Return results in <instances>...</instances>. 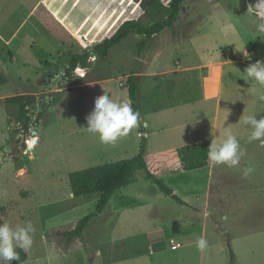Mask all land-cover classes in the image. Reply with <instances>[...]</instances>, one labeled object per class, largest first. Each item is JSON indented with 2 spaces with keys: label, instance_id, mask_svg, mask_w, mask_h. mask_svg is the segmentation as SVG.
Returning a JSON list of instances; mask_svg holds the SVG:
<instances>
[{
  "label": "rangeland",
  "instance_id": "obj_1",
  "mask_svg": "<svg viewBox=\"0 0 264 264\" xmlns=\"http://www.w3.org/2000/svg\"><path fill=\"white\" fill-rule=\"evenodd\" d=\"M171 1L0 0V78L4 79L0 85V217L13 226L31 221L35 228L22 264H104L98 250L107 251L121 238L117 253L130 249V254H123L126 259L120 264H173L175 255L197 249L186 248L179 237L176 241L183 246L171 250L176 227L185 225L181 219L194 213L147 179L145 170L137 172L134 183L116 191L104 213L90 221L81 237L68 242L56 236L59 230L74 229L100 198L99 193L72 194L71 172L132 158L144 141L149 162L155 154L207 140L203 135L213 131L219 75L205 64L225 59L223 47L233 49L240 58L251 50L264 62V33L255 30L259 20L252 7L258 0H186L175 24L153 36L142 51L141 35L130 33L108 56L94 53L97 44L128 20L150 25L166 18ZM34 26L40 31H31ZM19 27L12 47L16 61L5 62L11 58V48L5 47L1 36L8 37ZM23 38L26 44L36 42L35 53L27 45L20 47L18 41ZM86 52L93 54L90 61L67 72L71 58ZM247 67H226L223 96L231 88L233 99L259 105L264 86L247 78ZM178 68L179 73L170 72ZM132 74L139 83V126L115 143L103 144L97 134L88 132L86 117L100 95L130 102L128 77ZM17 95L35 97L27 106L30 130L17 122L19 105L7 102ZM260 108L264 113V105ZM233 123L234 135L250 134L243 120ZM257 156L264 162L263 155ZM221 165L212 186L211 210L218 222L206 224L208 247L202 263L264 264V180L259 186L262 176L255 167L245 177L237 166ZM167 174L157 177L181 194L186 180L180 172ZM224 180L227 197L214 206ZM158 229L164 230L162 238L142 234ZM199 258H192V263H199Z\"/></svg>",
  "mask_w": 264,
  "mask_h": 264
},
{
  "label": "crops",
  "instance_id": "obj_2",
  "mask_svg": "<svg viewBox=\"0 0 264 264\" xmlns=\"http://www.w3.org/2000/svg\"><path fill=\"white\" fill-rule=\"evenodd\" d=\"M21 27H19L13 34H11L8 37L1 36V38H3L2 40L4 42L5 47L11 48V50H8V52L11 53V58L10 59L7 58V60H5V62L10 61L13 63L16 61L15 59L17 58V56H16L17 54L13 50L12 47H14L13 43L15 40H17V37L20 34ZM22 29H24V26L22 27ZM31 31H40V30L38 27L34 26ZM45 42L49 43V40L46 39ZM18 43H19L20 47H24V48L27 45L30 48V50L33 52H34V48H36L35 47L36 46L35 41H33L32 44L31 43L26 44L25 38L19 40ZM38 47H40V46H38ZM224 48L225 47L220 48V49L224 53V55L226 56L225 59H222V60L217 61V62L210 61V62H208V64H205L206 66H208L210 68L217 69V73L219 75L218 76L219 86L217 88V102H216V106H215V115L213 117V122H214L213 131L208 132L207 134H204V135L202 134L203 136L207 135V140H203V139L193 140V142L188 143V144L181 146V147H178V148H182L185 146H194L195 144L201 143V142H207L210 145V143L213 139H215L217 142H220L221 140H223L225 138V133L227 131L232 132V129L235 125L233 122L238 121V120H242V119H240L242 116L256 115L257 119H260L261 116H264V113H261V108H260L261 105H264V100H260L259 105H258V103H257V105H255L254 103H256V102L251 103L250 101L241 100V99H238L237 97H235V99H233L231 88L228 89L229 95H227V97H225V98L223 96L224 74L226 71V67L228 65H234V64H241V65L250 66L251 64H254L258 61L259 54L256 53L257 56L254 58L250 54L249 50H247V51L245 50V52L248 53V56L246 57L243 54V56L240 58V57L235 56L233 49L226 47L227 51H225ZM45 51L47 52V50H45ZM193 67L194 66H191V68H193ZM179 71H180V68H178L176 70L171 69L170 72L172 74H177V73H179ZM174 88H175V86H174ZM185 91H186L185 93L187 94L188 89ZM221 119L223 120L222 121L223 129H221V131H219V125H220ZM146 124H147V122H146ZM249 135L250 134H246V136H242V137L236 136L240 143L244 142V145H241V148L243 151V156H242L243 158H241L240 163L237 166V169L239 168L243 171L247 167H251L253 169L255 167L256 173L261 174V176H262L261 180H259V177L257 180V183L260 186V185H262V181L264 180V175H262L264 172H261V169L264 168L263 167L264 162H262L260 160L261 156H257V155H263L264 156V143H261L260 141L249 142V140H248ZM167 152H171V150L167 151ZM161 153H163V152H161ZM171 168H172V166L170 165V163L165 161V163H163L159 173H164L166 175L167 173L173 174V173L180 172V174L183 176L182 179H185L186 181H185V187L183 188V190L181 189L182 192H181V194L178 195L185 202V204H181L180 202L179 203L184 208H186L188 211L194 213V215L186 216V217H184L185 219L184 218L181 219V220L186 221L185 225L183 224L184 227H183V225L182 226L180 225L181 227H176V232H175L176 236L172 237L171 239H174L176 241V239L179 237L184 238V240H185L184 245L186 248L194 247V246H196V241L201 236H203L205 238L207 222H209V221L218 222V220H217L218 218L215 216L216 215L215 212L213 210H211L212 200H213L212 186L214 185V183L216 181L215 180V173L217 171V168L221 169L222 165L221 164L214 165L212 162H210L208 160V163L205 166H203L201 168H197V169L185 170V169L179 168L176 170H172ZM256 177H257V175H256ZM230 179L232 181V178H230ZM230 183H227L229 190L233 189ZM237 186H238V184H237ZM225 187H226V180L222 181L219 184V187L217 188V190L219 191V194H217L215 196L218 198V200L217 199L214 200V206H216L217 204L222 205V203L225 201V199L227 197L224 194V191L226 190ZM171 189L175 193L177 187H171ZM202 213L205 214L203 219L200 218V215ZM195 230L197 232L200 231L201 234L195 235L194 234ZM163 233H164V230L162 232V230L160 231V229H158V230H156V232L152 231V230H147L146 232L144 231V233H142V234L143 235L145 234L148 239L149 238L151 239V238H155V236H159L162 238V236H164ZM189 234H192V235L189 236ZM133 237H136V235H134ZM119 240L121 242L124 241L123 238L116 239L115 242L111 243V248L107 249V251L102 249V248L98 250L97 257H101L102 261H105L104 264H120L122 261H124V259H126V258H122L123 257L122 255L123 254H126V255L130 254V249L126 253H124V252H122L120 254L117 253L118 249H115V248H116V245L118 246V244H120ZM176 242L180 243L181 247L183 246V244L181 242H179V241H176ZM171 250L176 251V250H180V249H172L171 248ZM105 253H106V255H105ZM204 253H205V250L200 251L198 249H195V247H194V249H185L183 252H180L178 255H175L173 257V259H172L174 261L173 264H195V262L192 263V258H194V257H196V259L198 257H200L199 258L200 262L198 261L199 263H196V264H204V263H202V261L204 259ZM137 256H138V254L134 255L133 257L136 258ZM187 256L191 257V259L189 261L187 260V258H188Z\"/></svg>",
  "mask_w": 264,
  "mask_h": 264
},
{
  "label": "trees",
  "instance_id": "obj_3",
  "mask_svg": "<svg viewBox=\"0 0 264 264\" xmlns=\"http://www.w3.org/2000/svg\"><path fill=\"white\" fill-rule=\"evenodd\" d=\"M185 1L186 0H172L167 12V17L150 25L141 24L133 19L126 21L114 35L97 44L94 47V53L99 56H108L110 49L114 45L121 43L130 33L141 35L142 38L139 43V50L142 51L153 36L175 24ZM253 49L255 50L256 48L253 47ZM250 54L254 58L257 56L256 52H252L251 50ZM92 57L93 54L90 52L73 56L67 72L75 70L78 66H85ZM41 64L44 65L43 61ZM3 82L4 79L1 77L0 85ZM138 90L139 83L137 77L132 74L128 77V93L131 106L135 111H138ZM34 100L35 97L33 96L26 98L23 95L7 98V102L19 105L20 114L17 117V122L20 123L25 130H30L31 126V116L29 115L27 106L32 104ZM208 147L209 143L201 142L194 146H185L174 149L171 152L155 154L151 161L148 162L145 157L146 141H144L139 153L132 158L71 172L69 174V182L72 194L75 196H84L99 193L100 198L95 205V209L80 219L76 223L74 229L68 231L59 230L56 236L64 237L68 242L81 237L90 221L106 210L107 205L116 191L135 182L136 174L140 170H145L146 178L154 181L166 195L173 197L181 204H185L170 187L157 177V174L161 170L163 161H167L175 169L182 168L191 170L205 166L208 163ZM17 251L20 259L19 261L13 260V262L15 264H22L27 261L28 255L25 250L17 249ZM232 255L234 256L233 251Z\"/></svg>",
  "mask_w": 264,
  "mask_h": 264
},
{
  "label": "clouds",
  "instance_id": "obj_4",
  "mask_svg": "<svg viewBox=\"0 0 264 264\" xmlns=\"http://www.w3.org/2000/svg\"><path fill=\"white\" fill-rule=\"evenodd\" d=\"M258 14L259 22L255 24V30L264 33V0H258L252 6ZM244 55L247 57L248 53ZM247 78L264 86V62L257 61L244 70ZM264 100V94L259 95ZM243 124L250 128L249 142L260 141L264 143V116L260 119L256 115L242 116ZM87 130L97 134L101 143L113 144L119 138L127 136L130 131L137 128L140 123V113L135 111L129 101H116L110 95H100L95 99L94 109L86 117ZM243 155L241 144L236 135L231 131L225 133V138L220 142L213 139L207 148V157L214 165L225 164L229 167L238 166ZM253 168L247 167L243 175L248 177ZM0 264H10L11 261H19L17 249L29 250L33 244L32 234L35 228L31 221L23 225L13 226L10 222L0 217ZM208 247V241L201 236L196 241V248L204 251Z\"/></svg>",
  "mask_w": 264,
  "mask_h": 264
},
{
  "label": "built area",
  "instance_id": "obj_5",
  "mask_svg": "<svg viewBox=\"0 0 264 264\" xmlns=\"http://www.w3.org/2000/svg\"><path fill=\"white\" fill-rule=\"evenodd\" d=\"M181 247V244L176 242L174 239H171V248L172 249H178Z\"/></svg>",
  "mask_w": 264,
  "mask_h": 264
}]
</instances>
